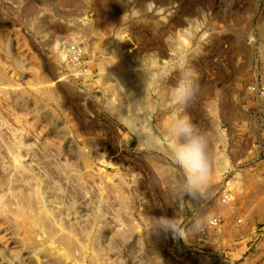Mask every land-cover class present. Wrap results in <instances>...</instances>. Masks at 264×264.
I'll list each match as a JSON object with an SVG mask.
<instances>
[{"label":"rangeland","instance_id":"obj_1","mask_svg":"<svg viewBox=\"0 0 264 264\" xmlns=\"http://www.w3.org/2000/svg\"><path fill=\"white\" fill-rule=\"evenodd\" d=\"M263 32L264 0H0V264H264ZM65 41L94 54L61 60ZM180 67L195 94L173 110ZM134 69L159 78L141 114L150 134L167 140L182 113L207 135L200 198L176 199L181 170L111 110L126 96L121 73L140 87ZM229 209L241 228L202 238L205 220L221 210L227 222ZM161 217L182 236L157 227Z\"/></svg>","mask_w":264,"mask_h":264},{"label":"clouds","instance_id":"obj_2","mask_svg":"<svg viewBox=\"0 0 264 264\" xmlns=\"http://www.w3.org/2000/svg\"><path fill=\"white\" fill-rule=\"evenodd\" d=\"M147 75L149 79H159L149 73ZM161 78H166V74ZM194 94L195 85L191 71L180 67L177 82L169 92V107L173 110L185 107ZM127 119L138 139L139 147L145 150L162 149L171 163L181 170L183 183L176 188V199L182 200L185 194L200 198L207 187L211 168L207 135L199 131L192 120L182 113L174 116L168 128V138L163 141L145 132L131 115ZM156 226L182 236L174 219L161 217L156 221Z\"/></svg>","mask_w":264,"mask_h":264},{"label":"bare ground","instance_id":"obj_3","mask_svg":"<svg viewBox=\"0 0 264 264\" xmlns=\"http://www.w3.org/2000/svg\"><path fill=\"white\" fill-rule=\"evenodd\" d=\"M87 31L86 27H83L79 30V32L85 33ZM264 34V32H263ZM71 41H73L74 39H76V35L72 36ZM69 41V40H68ZM70 42H62L61 44H59L57 46V56L61 59V60H65L67 58H69V60H71L74 64H78L77 63V57H73V54L79 52V49L82 51H89L91 52V54H94V50L91 47H89L88 45H85L83 47V45H81L80 43H77L76 46H72L73 43H71L69 45ZM181 44V43H180ZM69 45V46H68ZM79 48V49H78ZM262 49V55H264V37H263V43L261 46ZM83 53V52H82ZM128 57H120L117 53L114 54L112 60H115V62H113L116 66H119L120 69L123 68H130L131 65L128 64ZM110 61V59H109ZM167 72V69L165 68L163 70V72ZM107 72H109V70L106 68L105 64L102 63L100 64V74H106ZM133 73H137L140 77H141V85L140 87L136 86V85H129L128 88H125V85L127 84V79H125V76L123 73H121V76L119 78V83L117 84L119 86V88L121 87V89L123 88L125 90L126 96L124 97V100L122 101V103H115L113 102L110 106H111V110L117 115V117L121 118L129 127V122L127 117H129V115H131L137 122L140 121V125L143 127L144 131L148 132V127L147 124L145 123L148 122V120H142L141 119V114L144 112V109L147 108V103H148V99L150 101V97L148 95H145V92L148 91L147 86L149 84V82H152L151 79L148 78V73L150 74L151 72L148 69H142V70H138L134 69ZM131 74V73H129ZM102 79V76H101ZM140 79V78H139ZM102 81V80H101ZM104 87H106L107 91L109 90H113V88H116L117 85L111 81H105L102 83ZM142 88V89H141ZM250 89V88H249ZM134 103L136 106V110L131 114V113H127L125 111V107L128 106L129 103ZM174 119V118H173ZM172 119V120H173ZM171 120V121H172ZM170 125V124H169ZM168 127L165 129L166 130V135L168 136ZM131 128V127H130ZM132 129V128H131ZM162 150V149H161ZM153 165L158 168L160 171H162V173L166 174V176L169 174V176H173L172 174V170L171 168L161 165L160 163L156 162V159H152ZM227 168V160L220 158L217 159V162L215 164V169H217L218 171H223L224 169ZM165 179H169V177H165ZM193 196L190 197V199H192ZM229 195L226 196L225 201H221V205L225 206L228 205V199ZM223 203V204H222ZM220 214H216V215H220V216H224L223 212L221 210ZM226 217H227V222L225 220H222L217 226H213L210 225V228L208 230V234H201L202 238L206 239V240H212L215 237L216 233H221L222 232H226L228 231L229 227L230 229L234 228V225H236V227L241 228V224L243 222V220L239 221V218H235V220L233 219V212L229 209L227 210V212H225ZM216 215H211V219L212 217H217ZM209 217L205 220L206 222L208 221ZM42 222V220H39V224ZM204 222V223H206ZM234 224V225H233ZM245 227H247V224L244 225ZM216 232V233H215ZM220 236V235H218ZM218 238V237H217Z\"/></svg>","mask_w":264,"mask_h":264},{"label":"built area","instance_id":"obj_4","mask_svg":"<svg viewBox=\"0 0 264 264\" xmlns=\"http://www.w3.org/2000/svg\"><path fill=\"white\" fill-rule=\"evenodd\" d=\"M76 46V45H75ZM74 47V46H73ZM79 49V48H78ZM81 55H82V50H80L79 49V52H77V53H75V54H73V57H77V62L79 63L80 61H81V59H82V57H81ZM221 222V219H220V217H212V219L211 218H209L208 219V221L206 222V224H205V226L203 227V229H202V233H204V234H208V230H209V228H210V225H213V226H217L219 223Z\"/></svg>","mask_w":264,"mask_h":264}]
</instances>
